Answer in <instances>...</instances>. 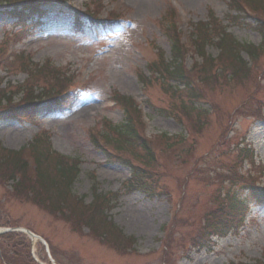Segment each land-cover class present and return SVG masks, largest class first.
<instances>
[{"label": "rangeland", "instance_id": "obj_1", "mask_svg": "<svg viewBox=\"0 0 264 264\" xmlns=\"http://www.w3.org/2000/svg\"><path fill=\"white\" fill-rule=\"evenodd\" d=\"M85 1L72 0V8L84 10ZM176 1L182 8L177 10L179 15L184 14L191 23L207 21L208 11H211L223 25H227V16L234 14L228 8V0ZM104 5L106 9L101 14L102 18L108 11L115 10L130 22L124 30L113 34L114 36L109 39L100 35L99 40L94 43L90 41L88 33L84 36L74 35L70 31L71 14L59 11L50 3L45 6L47 15L43 26L32 34L25 35L21 31L19 42H11L14 43L11 45V49L15 51L14 55L24 53L31 62L38 65L50 61L54 68L61 70V73L72 78L78 76L77 80L79 71L86 69L88 78L80 93L68 98L64 106L43 104L32 124L0 121V147L19 151L26 148L36 137L47 135L54 153L77 161L78 174L71 187L75 197L82 198L83 203L88 205L92 201L93 186H96L98 193L111 197L117 194L121 196L118 205L108 213V216L121 229L123 235L133 239L135 251L131 254L122 250L115 251L113 248L98 244L90 237L80 235L69 221L48 214L32 205L30 201L8 193L11 187L3 186L2 178L0 213L12 227L29 230L51 249L53 248L55 257L61 264H162L161 256L164 255V243L167 240L173 243L171 255H167L169 264H229L241 256L242 252L251 262L262 258L264 256L262 207L251 209L252 220L247 226L253 235L251 240H245V236L241 234L237 238L220 241L213 250L193 252L188 246L187 237L190 232L203 227L202 223L192 225L190 222L203 219L201 214L214 202L213 196L217 194L218 186L203 184L194 179L193 175L184 187L182 180L188 176L192 164L197 166L199 162L204 168L206 164L230 159L221 155L226 148L218 144L221 126L216 115L210 113L207 117L209 125L189 141L186 139L183 145L188 156L185 166L168 164L161 178L153 177L156 182L154 186L156 195L152 198H147L140 191L124 194L123 188L131 173L129 168L108 162L104 154L94 148L91 136L95 131H103L101 128L103 122L118 125L124 119L123 111L116 106L114 100L117 94L132 100L136 98L137 102L141 103V111L147 125V137L156 134L186 137L185 128L163 113V110L169 108L170 101L179 102L163 94L161 90L163 81H157L159 84L152 83L146 90L138 78L140 73L148 76L147 64L156 59L157 50L163 52V58L170 57L171 42L165 37L167 35L165 31L168 11L173 10L170 6L171 1L105 0ZM177 25L181 29L180 21H177ZM227 26V33L239 43L257 46L261 42L260 35L247 26L234 24ZM12 28L13 22L0 12V48L5 45ZM102 44H109L110 49L88 64L87 56L92 51H96L94 53L100 51ZM205 51L213 58L218 54V51L210 46ZM241 56L247 61L245 54ZM14 59L9 61L14 68L8 75L4 71L9 64L0 66V78L3 79L0 81L1 88L7 82L13 88L14 85L22 84L27 77L26 74L17 71L21 66V59L17 61ZM193 60L194 57L186 60V66H191ZM240 83L231 89L229 86L234 85L232 82L220 83L209 91L212 102L219 106L221 112L219 116L225 126L231 117L227 115L235 108L242 107L241 102L253 92L252 73L248 81L242 80ZM261 84L264 88V81ZM19 98L20 95L14 97L13 101L16 103ZM201 107L208 109L210 105L202 103ZM233 118H237V121L230 135H236L240 140L241 135L246 133L255 149V156L262 162L264 122H255L250 119L251 117L244 116ZM194 141L197 145L189 154L186 148ZM179 151L180 147L177 148L178 153ZM245 168L248 169V166ZM183 195L185 201L178 210V201ZM62 213L68 216L66 210L63 209ZM171 224L175 225L178 231L176 235L171 232ZM83 233L85 234V230ZM176 237H185L181 247L176 248L178 244ZM36 245L30 244L28 251L14 241L0 243V264H31V254L39 256ZM224 246H228L230 250H224Z\"/></svg>", "mask_w": 264, "mask_h": 264}, {"label": "trees", "instance_id": "obj_2", "mask_svg": "<svg viewBox=\"0 0 264 264\" xmlns=\"http://www.w3.org/2000/svg\"><path fill=\"white\" fill-rule=\"evenodd\" d=\"M5 1L9 2V0ZM245 2L250 3L254 7L264 9V0H245ZM38 7L39 5H26L21 9L22 11L20 13L22 14L24 11L36 12L39 10ZM234 9L239 12L235 6ZM237 19L247 21V19L243 16H237L234 21ZM255 28H257L256 31L261 33L264 37V25L261 23H256ZM169 32L171 31L169 30ZM197 35L200 41L201 50H203L207 44H212V42H210L212 37H205L199 32ZM214 37L218 38L219 41L217 45L219 46L222 55L226 56L227 59H238V54L241 50L247 52L251 57V60L254 62H256L257 58L260 56L261 48L247 46L241 48L238 43L225 38V36L216 30H214L213 38ZM172 40L173 61L170 64H166L164 60H161L159 63V70L156 71H164L168 79L177 81L180 84L182 83L184 85V92H182L181 95L179 94L177 97H186V99H188V104L192 106L193 103L198 101L199 96L197 95L196 91H194L192 88H189L188 85L185 84V81L182 77L183 71L179 66H175L177 63L176 61L179 60V47L173 36ZM240 67L242 68L240 69ZM231 69L234 70V73L242 72V75H246L247 73L246 66L242 64L239 67L231 66ZM25 88H29V92L24 98L20 100V105L23 106H7L8 108L5 109L1 108L3 107L2 104L6 103V105H11L13 96L20 93L21 91H0V117H5V115L9 114H11V117L23 118L24 116H29L34 110L38 108V105L41 102L47 101L50 97L55 95V92L57 91L53 87H49L48 89L38 87L37 92L40 90L41 91L33 95L34 85L26 86ZM175 95L176 94H174V96ZM115 100L118 104H120L121 108L123 106L124 110L128 109V112L131 111V105L128 101L117 97ZM13 113L18 114L13 115ZM110 130V137H107L106 139L108 142L114 144L116 150L132 153L133 151L137 152L136 149H142V156H138L144 159L145 166H147L149 170L155 169L151 159L152 155L146 149L145 143L138 138L136 130L132 127L131 120L127 114L125 121H123L120 125L113 127L111 126ZM36 161L38 162L39 168L37 170V181L34 185H25L26 166L21 160L19 154L15 153H11L6 158H0V180L2 178L4 181H17V183L14 184L16 185V196L22 197L25 195L24 198L26 200H30L37 205H45V202H47L48 208L46 209H48L49 213L58 212L61 215V218L73 224L74 228H77L79 225L88 226L92 229V234H94V236H107L108 234L112 233V228L106 223V216L104 215V212L113 206L112 198L97 195L94 197L93 203L90 207L84 206L81 202L75 203V201L71 199L69 187L77 174V164L75 161L60 156L49 161L47 156L41 153H37ZM43 162L45 164H43ZM3 169H5V172H1ZM52 173H54V175ZM231 173L232 172H229V177ZM155 183L156 182L154 181L150 172H140L134 168L131 179L126 185L128 190H126L129 192V194L135 190H138L149 198L155 193ZM27 189L29 192H27ZM243 190H248V193L244 194L243 192L237 194L235 192L234 194H230L229 192H226L224 194L225 202L219 203L218 207L212 213H210L212 220L207 221L205 226H203V228L192 237V243L194 241L197 244L196 246H201L204 244V241L209 240L210 237L224 236L225 234L231 232V230H235L241 221V217L248 209L247 197H249V200L264 197V195L256 193L250 187H245ZM27 195L31 196V198H28ZM43 195L45 199L42 198ZM220 201H222V199H220L219 202ZM63 209L68 212V216L62 213ZM17 237L19 238V236L15 234L0 236V243H12L14 241L15 243H19V245H22L28 249L23 240H18ZM168 245L169 244H167V246ZM30 261L32 262L31 264H34L31 259Z\"/></svg>", "mask_w": 264, "mask_h": 264}, {"label": "bare ground", "instance_id": "obj_3", "mask_svg": "<svg viewBox=\"0 0 264 264\" xmlns=\"http://www.w3.org/2000/svg\"><path fill=\"white\" fill-rule=\"evenodd\" d=\"M48 114V113H47Z\"/></svg>", "mask_w": 264, "mask_h": 264}]
</instances>
